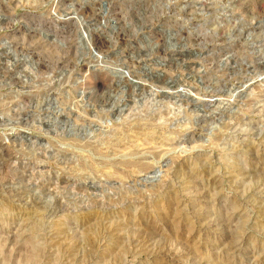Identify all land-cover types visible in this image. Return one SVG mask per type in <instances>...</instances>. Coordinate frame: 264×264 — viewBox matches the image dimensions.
I'll use <instances>...</instances> for the list:
<instances>
[{"label":"rangeland","instance_id":"374dc122","mask_svg":"<svg viewBox=\"0 0 264 264\" xmlns=\"http://www.w3.org/2000/svg\"><path fill=\"white\" fill-rule=\"evenodd\" d=\"M0 264H264V0H0Z\"/></svg>","mask_w":264,"mask_h":264}]
</instances>
